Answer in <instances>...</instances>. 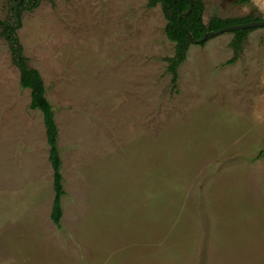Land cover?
<instances>
[{
  "label": "rangeland",
  "instance_id": "374dc122",
  "mask_svg": "<svg viewBox=\"0 0 264 264\" xmlns=\"http://www.w3.org/2000/svg\"><path fill=\"white\" fill-rule=\"evenodd\" d=\"M203 20L264 0H202ZM0 0V19L9 15ZM148 0H41L17 36L55 110L65 195L50 219L42 115L0 36V264H264V26L174 43Z\"/></svg>",
  "mask_w": 264,
  "mask_h": 264
},
{
  "label": "trees",
  "instance_id": "16d2710c",
  "mask_svg": "<svg viewBox=\"0 0 264 264\" xmlns=\"http://www.w3.org/2000/svg\"><path fill=\"white\" fill-rule=\"evenodd\" d=\"M40 1L9 0V15L6 19H0V36L8 44L11 61L19 73L20 86L30 91L29 107L39 110L42 115L48 145V161L52 169L53 199L50 219L59 228L63 212L62 198L65 195V190L62 174V158L58 146V128L55 121V110L46 98V88L39 71L28 65L27 58L23 54V48L17 36V30L21 27V15L23 11L33 10L38 6ZM189 3L190 0H148L149 6L160 5L166 20L164 27L165 34L174 43L173 55L166 58V71L170 75V84L174 91H177V69L185 60L187 49L191 43L203 45L210 38L207 37L206 40L200 41L202 35L207 32H216L226 26L259 20V18L246 15L240 18L213 17L207 22H204L203 14L205 7L202 0H193L192 9L187 14L182 15L183 12L188 10ZM250 29L231 31L233 36L230 41V46L233 54L225 62L226 64H231L238 58L243 40ZM188 33L191 34L193 41L188 40ZM255 156L256 158L264 160V149L259 150Z\"/></svg>",
  "mask_w": 264,
  "mask_h": 264
},
{
  "label": "water",
  "instance_id": "95a60500",
  "mask_svg": "<svg viewBox=\"0 0 264 264\" xmlns=\"http://www.w3.org/2000/svg\"><path fill=\"white\" fill-rule=\"evenodd\" d=\"M192 5H193V0H190L188 10L183 12L182 15L187 14L192 9ZM261 26H264V20H258V21H252V22L243 23V24L226 26L224 28H221V29L217 30L216 32L210 31V32H207V33L203 34L201 39H200V41H204V40H206L207 37H211L213 35L220 34V33H223V32H231V31L237 30V29H249V28L261 27ZM187 37H188V40L193 41L192 36H191L190 33L187 34Z\"/></svg>",
  "mask_w": 264,
  "mask_h": 264
}]
</instances>
